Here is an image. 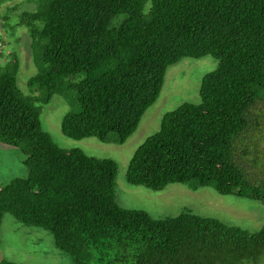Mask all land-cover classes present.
<instances>
[{
    "label": "trees",
    "instance_id": "1",
    "mask_svg": "<svg viewBox=\"0 0 264 264\" xmlns=\"http://www.w3.org/2000/svg\"><path fill=\"white\" fill-rule=\"evenodd\" d=\"M37 3L18 22L38 69L31 93L17 86L15 51L0 65V143L20 147L28 170L0 183V224L9 212L49 230L74 264H264V225L250 231L187 208L154 218L121 207L116 162L61 148L40 124V106L71 90L77 109L63 115L62 133L122 144L157 99L167 67L211 55L217 66L201 79L200 101L163 115L126 180L153 190L208 186L264 205V0Z\"/></svg>",
    "mask_w": 264,
    "mask_h": 264
},
{
    "label": "rangeland",
    "instance_id": "2",
    "mask_svg": "<svg viewBox=\"0 0 264 264\" xmlns=\"http://www.w3.org/2000/svg\"><path fill=\"white\" fill-rule=\"evenodd\" d=\"M37 1L0 0V53H3L0 65L6 62V54L10 51L17 53L20 63L17 86L26 95L31 93L28 79L38 69L31 56L27 28L18 25V22L22 12L37 9ZM216 66L217 59L211 55L183 57L169 65L157 99L146 108L137 129L122 144L101 142L96 137L73 139L62 133L60 125L63 115L77 109L76 93L71 90L64 94H53L49 103L40 106L41 128L61 148H78L90 156L114 160L117 164L115 198L121 207L143 210L154 218L175 216L187 208L199 215L258 231L264 225V205L259 201L220 194L208 186L193 189L186 184L170 183L160 190H153L126 180L127 166L136 148L159 129L166 112L185 102L200 101L201 79ZM82 77L83 73H79L69 78L78 81ZM258 107H264V103ZM24 158L20 147L0 143V183L28 174L23 164ZM3 259L19 264H74L72 256L55 245L49 230L23 224L9 212L4 213L0 224V261Z\"/></svg>",
    "mask_w": 264,
    "mask_h": 264
}]
</instances>
